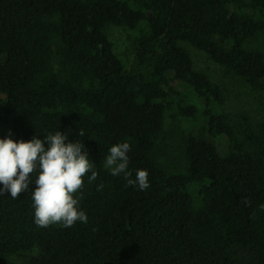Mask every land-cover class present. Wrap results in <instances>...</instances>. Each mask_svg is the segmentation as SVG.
I'll use <instances>...</instances> for the list:
<instances>
[{
    "label": "trees",
    "instance_id": "obj_1",
    "mask_svg": "<svg viewBox=\"0 0 264 264\" xmlns=\"http://www.w3.org/2000/svg\"><path fill=\"white\" fill-rule=\"evenodd\" d=\"M111 27L133 43L128 70ZM261 32L264 0H0L2 139L59 131L98 172L77 194L88 223L70 228L35 224L34 183L0 195V264H264V119L226 112L225 89L183 46L264 96V52L246 46ZM171 111L201 118L206 138L167 128ZM125 142L145 191L104 168Z\"/></svg>",
    "mask_w": 264,
    "mask_h": 264
},
{
    "label": "clouds",
    "instance_id": "obj_2",
    "mask_svg": "<svg viewBox=\"0 0 264 264\" xmlns=\"http://www.w3.org/2000/svg\"><path fill=\"white\" fill-rule=\"evenodd\" d=\"M82 129L79 136H83ZM45 144L47 147H45ZM130 145L120 143L109 149L104 168L112 176L123 174L127 186L138 187L145 191L150 187L147 170H137L135 179L128 171ZM91 175L88 182L98 178L94 163L89 159L88 150L80 140L68 142V135L56 131L44 139L33 138L29 142H15L12 139H0V195L10 193L17 199L22 192L35 184L31 193L34 207V222L40 228L62 225L65 228L77 222L88 223V217L80 209L82 196L78 193L84 188V177ZM37 174L33 182L32 175ZM103 184L98 185L102 190Z\"/></svg>",
    "mask_w": 264,
    "mask_h": 264
},
{
    "label": "rangeland",
    "instance_id": "obj_3",
    "mask_svg": "<svg viewBox=\"0 0 264 264\" xmlns=\"http://www.w3.org/2000/svg\"><path fill=\"white\" fill-rule=\"evenodd\" d=\"M110 39L114 44L115 52L119 59L128 70L134 60L135 51L133 43L127 38L125 29L122 27L110 28ZM186 49L191 54L195 68L200 72L207 74L211 80L223 86L225 89V110L233 115H239L238 118L242 120L241 114L259 121L264 119V96L261 92L255 91L248 87L240 79L229 74L223 67L214 63L208 55L184 44ZM249 49H259L264 52V32H261L256 38L246 43ZM232 115V116H233ZM249 115V116H248ZM236 117V116H234ZM189 121V122H188ZM185 121L181 119L174 111L166 115L167 128L176 124H182V130L193 131L200 138L205 136V124L201 118ZM264 121V120H263ZM9 127L0 124V139L8 132ZM212 143H216L224 151L223 139H210ZM38 251L34 250L30 256L37 255ZM6 264H26V260L12 257Z\"/></svg>",
    "mask_w": 264,
    "mask_h": 264
}]
</instances>
